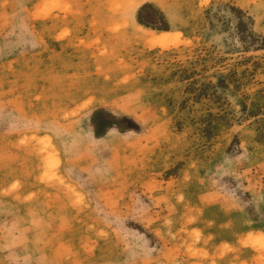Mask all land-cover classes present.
<instances>
[{"label": "rangeland", "instance_id": "rangeland-1", "mask_svg": "<svg viewBox=\"0 0 264 264\" xmlns=\"http://www.w3.org/2000/svg\"><path fill=\"white\" fill-rule=\"evenodd\" d=\"M0 264H264V0H0Z\"/></svg>", "mask_w": 264, "mask_h": 264}, {"label": "trees", "instance_id": "trees-1", "mask_svg": "<svg viewBox=\"0 0 264 264\" xmlns=\"http://www.w3.org/2000/svg\"><path fill=\"white\" fill-rule=\"evenodd\" d=\"M149 5L150 4H146L144 6H149ZM238 11L241 12L240 10H238ZM146 15H148V14L146 13ZM147 18H148V16H147ZM239 25L242 26V28L246 27V23L242 22V21L239 22ZM157 29L167 30V27L161 26ZM109 117H110V114L106 110L101 109V110H98L97 112H95L93 114L92 119H91L92 124L95 127V131H97L99 133L103 129V127L106 125L104 123L109 120Z\"/></svg>", "mask_w": 264, "mask_h": 264}, {"label": "bare ground", "instance_id": "bare-ground-1", "mask_svg": "<svg viewBox=\"0 0 264 264\" xmlns=\"http://www.w3.org/2000/svg\"><path fill=\"white\" fill-rule=\"evenodd\" d=\"M158 35L157 36H154L152 39H151V42L153 44H157V45H163L165 44V42L168 40L169 38V31L168 30H160L158 31ZM171 40V39H170ZM169 41V40H168ZM167 41V42H168Z\"/></svg>", "mask_w": 264, "mask_h": 264}, {"label": "water", "instance_id": "water-1", "mask_svg": "<svg viewBox=\"0 0 264 264\" xmlns=\"http://www.w3.org/2000/svg\"><path fill=\"white\" fill-rule=\"evenodd\" d=\"M122 124L127 125L128 127H133L136 128L137 126L135 125V123H133L132 121L128 120V119H122L119 121Z\"/></svg>", "mask_w": 264, "mask_h": 264}, {"label": "crops", "instance_id": "crops-1", "mask_svg": "<svg viewBox=\"0 0 264 264\" xmlns=\"http://www.w3.org/2000/svg\"><path fill=\"white\" fill-rule=\"evenodd\" d=\"M113 119H114L113 116L110 115L109 120L104 123L106 125L103 127V129L101 131H104L107 128H109L112 125Z\"/></svg>", "mask_w": 264, "mask_h": 264}]
</instances>
